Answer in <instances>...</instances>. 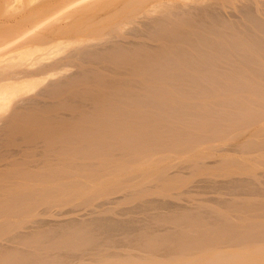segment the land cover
<instances>
[{
    "label": "bare ground",
    "instance_id": "6f19581e",
    "mask_svg": "<svg viewBox=\"0 0 264 264\" xmlns=\"http://www.w3.org/2000/svg\"><path fill=\"white\" fill-rule=\"evenodd\" d=\"M155 3L37 68L57 10L3 28L0 264H264V0Z\"/></svg>",
    "mask_w": 264,
    "mask_h": 264
},
{
    "label": "rangeland",
    "instance_id": "374dc122",
    "mask_svg": "<svg viewBox=\"0 0 264 264\" xmlns=\"http://www.w3.org/2000/svg\"><path fill=\"white\" fill-rule=\"evenodd\" d=\"M68 1H71V0H0V34L2 33L1 35H3L4 29H5L4 27H6V26H7L6 28L10 29L11 27L13 28V26H15V25L19 26L21 23H24V22L28 23V22L32 21L31 19H30V21L28 20V22L26 21L27 18L30 17L29 14L31 12H33L32 13L33 15L31 14V17H32L35 15L34 12H36V14L39 13L40 15L43 14V12H46L45 10L42 12L43 9H47V8L51 9L52 8V9L57 10L56 15L52 16L53 18L48 16L49 17L48 18L49 20H48L47 17H45L46 19L44 21L47 24L50 23L47 26L43 25V27H42L41 26L42 24H40V26H39V24L37 25V22L34 21L36 23V25H34V26H36V28L38 26L40 27V28L38 27L39 31L37 30L38 32L36 33V37L48 38L47 35L48 36L51 35L54 39L51 38V36H50L49 39L51 41L47 42L46 39H45V41L47 43L51 42V44H52V41L54 40L55 42H53V43H55V44H53L52 46L48 45L49 48H47V50L49 52L44 51L45 53L40 56L41 59H39V58L36 59L33 57H32L33 59H31L30 56H28V57L26 56L27 54L24 55L26 57L23 58L24 56H21V55L28 53L29 50L26 52H23V50L20 49V50H22V52L19 50L21 52L20 53L21 55L20 54L17 55L16 53H15V55H13V57L16 58L15 62L19 63V64L17 63L18 66H15V67H17V68L19 66H20V68L21 67H30L33 64V62L35 63L34 65L36 66L37 61H38V64L40 62H41V64L43 62L49 63V61L51 63H53V60L57 61L59 59H62V62H63V58L66 57V55H68L71 51H73L78 45L83 44V43L84 44L86 43L88 45H95V44H97V42H100V40H104L103 38H105L108 34H112L113 33L112 28H113V24L115 22L127 21L126 19H132L131 21H128L127 25H123V28H122L123 30H121V32L125 33V32H129L131 30V27L133 25L132 24L133 21L136 18L140 17L142 14H154V13H156L155 12V10H156L155 9V4H156L155 0H150V1L144 2V4H139L141 2L140 0H128L125 5H127V6L129 5L130 8H129L128 12L126 13V15L124 14L123 16H119L112 23L100 26V25H97V18L104 16V15L112 14L113 11H115L116 5H119V2L117 0H84V1L80 2L79 4H77L76 7L67 8V9L62 8L63 6L66 5V3H68ZM149 10H151V13L148 12ZM39 11H41V13ZM27 14L29 15V17L27 16ZM37 17H39V16H37ZM50 18H51V20H50ZM43 19L44 18H42V20ZM34 22H32V25L34 24ZM38 22H39V20H38ZM26 23H24V24H26ZM134 23H135V21H134ZM9 24H10V27H9ZM19 27H17V29H15V30H23L24 31L23 27H25V26H23V24H22V29H20ZM25 28L27 29V27H25ZM28 28H30V25H28ZM1 30H2V32H1ZM6 30H7V32H11L12 29H10V31H8V29H6ZM7 32H5V34ZM5 34H4V36H5ZM0 40H1V37H0ZM44 44L46 45V43H44ZM50 47H52V49ZM43 58H44V60H43ZM21 59H22V61H21ZM26 59H28V60H26ZM30 60H31V62H30ZM5 61L6 60H4V58H3V60H0V69L8 70L11 64H9V66H8V62L4 63ZM28 61H29V63H27ZM23 62H24V64H22ZM20 64H22V65H20ZM34 65H32L31 68H33ZM37 66H36V68H37ZM36 68H34V69H36ZM67 68H68L67 66H63L62 69H57V71L59 73H57V72L55 73L54 71H49L48 73L38 75V77H34L33 81H35L36 79L40 80L41 78L44 81V78H45V80H47V78L51 79V77H54L55 75L58 76L59 74H61L62 71H64V73H65V71L68 72V71L73 70L72 68H70V66H69L70 69L68 68L69 70ZM53 74H54V76H52ZM42 79L40 80L41 82L38 81V83L35 82L34 84L32 83L30 85H32L34 87H35V85L36 86L38 85V87H39L45 82V81L43 82ZM30 85L26 84L24 86L26 88V91L24 90L23 85H22V87H19L20 85L19 86L15 85L17 87L12 85V87H10V92L11 93L14 92L13 98H15V97L18 98V97H21V96L29 93L28 88L29 89L31 88ZM3 87H5V86H2V88ZM18 87H19V89H18ZM0 88H1V86H0ZM12 88H14L15 90H12ZM19 90H21V92ZM21 94H23V95H21ZM0 112L3 113V110L1 108H0ZM227 154L231 155V152H228ZM80 213L84 214L85 211L84 210H78L76 212L61 215V217H63V216L66 217V216H71V215H81ZM58 217H60V215Z\"/></svg>",
    "mask_w": 264,
    "mask_h": 264
}]
</instances>
